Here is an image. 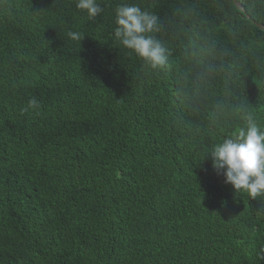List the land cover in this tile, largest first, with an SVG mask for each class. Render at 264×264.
<instances>
[{"label":"trees","instance_id":"obj_1","mask_svg":"<svg viewBox=\"0 0 264 264\" xmlns=\"http://www.w3.org/2000/svg\"><path fill=\"white\" fill-rule=\"evenodd\" d=\"M236 1L0 0V264H264V195L209 158L264 127V0ZM125 5L164 66L115 39Z\"/></svg>","mask_w":264,"mask_h":264},{"label":"clouds","instance_id":"obj_2","mask_svg":"<svg viewBox=\"0 0 264 264\" xmlns=\"http://www.w3.org/2000/svg\"><path fill=\"white\" fill-rule=\"evenodd\" d=\"M76 8L94 19L102 8L97 0H75ZM114 37L119 43L134 52L152 68L162 67L167 62L166 49L152 33L159 30L158 18L138 6H120L116 9ZM73 41L82 39V34L69 31ZM39 101L32 97L28 108L38 109ZM212 167L224 182L234 190L246 192L251 198L264 195V127L249 116L245 127L233 136L226 137L213 146L209 153ZM264 258V257H262Z\"/></svg>","mask_w":264,"mask_h":264},{"label":"water","instance_id":"obj_3","mask_svg":"<svg viewBox=\"0 0 264 264\" xmlns=\"http://www.w3.org/2000/svg\"><path fill=\"white\" fill-rule=\"evenodd\" d=\"M234 3H235V5H236L239 9L242 10L241 5H240L236 0H234ZM246 17L249 19V16H246ZM256 27H258V28L261 29V30H264V27H263L262 25H260V24H256Z\"/></svg>","mask_w":264,"mask_h":264}]
</instances>
